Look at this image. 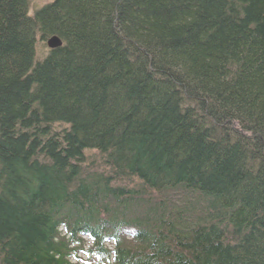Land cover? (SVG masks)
Returning <instances> with one entry per match:
<instances>
[{
    "label": "trees",
    "instance_id": "16d2710c",
    "mask_svg": "<svg viewBox=\"0 0 264 264\" xmlns=\"http://www.w3.org/2000/svg\"><path fill=\"white\" fill-rule=\"evenodd\" d=\"M80 254L264 264V0H0V264Z\"/></svg>",
    "mask_w": 264,
    "mask_h": 264
},
{
    "label": "rangeland",
    "instance_id": "374dc122",
    "mask_svg": "<svg viewBox=\"0 0 264 264\" xmlns=\"http://www.w3.org/2000/svg\"><path fill=\"white\" fill-rule=\"evenodd\" d=\"M28 2H29V14L32 16L36 10L52 2V0H28ZM47 40L48 39L42 40L39 37L38 43L36 46L37 58H43L47 54L49 50V47L47 45ZM62 128H64V125L60 129ZM86 158H87L88 166L85 167V171H88V170L91 171L93 169L107 170L105 167V164L102 161V156L98 153V151L90 150L86 152ZM103 172H107V171H103ZM123 184L133 186V183H131L130 181H123ZM126 233L132 234L134 233V230H131V229L126 230ZM78 257L79 259L78 261L75 262V264H89L88 256L81 254Z\"/></svg>",
    "mask_w": 264,
    "mask_h": 264
},
{
    "label": "bare ground",
    "instance_id": "6f19581e",
    "mask_svg": "<svg viewBox=\"0 0 264 264\" xmlns=\"http://www.w3.org/2000/svg\"><path fill=\"white\" fill-rule=\"evenodd\" d=\"M51 38V37H50ZM50 38H48V40L50 39ZM47 40V41H48ZM240 127V124L239 123H237V122H235V128L236 129H238ZM144 200V199H143ZM146 203H149V200L147 199V201L144 203H141L142 204V206H146L147 204ZM60 210H62V208H60ZM74 233H73V230H71V231H69V232H67L66 233V235H65V238L66 239H68V238H70L72 235H73ZM166 239H176L175 238V236L173 235L172 237H171V233H169L168 235H165L164 236ZM175 244H178V241H175L174 242ZM164 245H166V246H168L167 244H166V240H160L159 242H158V246L156 247V248H160L161 249V247H163ZM163 251H165L164 249H162ZM158 252V251H157ZM159 254H161V252H158ZM186 253V252H185ZM151 254H153V255H155V257H156V252H151ZM136 260V259H135ZM133 261V264H139V263H141V262H138V260H136V261ZM89 264H101V263H99V262H96L95 260H94V257H91V256H89Z\"/></svg>",
    "mask_w": 264,
    "mask_h": 264
},
{
    "label": "water",
    "instance_id": "95a60500",
    "mask_svg": "<svg viewBox=\"0 0 264 264\" xmlns=\"http://www.w3.org/2000/svg\"><path fill=\"white\" fill-rule=\"evenodd\" d=\"M47 45L51 49L58 48L62 45V40L58 36H52L48 41Z\"/></svg>",
    "mask_w": 264,
    "mask_h": 264
}]
</instances>
